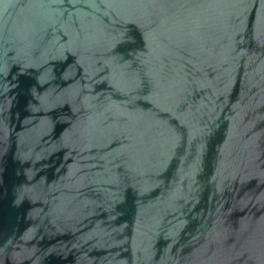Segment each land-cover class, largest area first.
I'll use <instances>...</instances> for the list:
<instances>
[{"label":"water","instance_id":"water-1","mask_svg":"<svg viewBox=\"0 0 264 264\" xmlns=\"http://www.w3.org/2000/svg\"><path fill=\"white\" fill-rule=\"evenodd\" d=\"M0 264H264V0H0Z\"/></svg>","mask_w":264,"mask_h":264}]
</instances>
